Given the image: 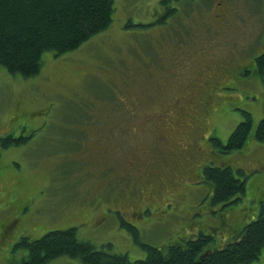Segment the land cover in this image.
<instances>
[{"label": "rangeland", "instance_id": "obj_1", "mask_svg": "<svg viewBox=\"0 0 264 264\" xmlns=\"http://www.w3.org/2000/svg\"><path fill=\"white\" fill-rule=\"evenodd\" d=\"M161 1L115 0L107 32L73 56L46 54L37 77L0 67V139L28 138L21 146H0V264L27 256L26 250L13 252L22 236L38 239L70 228L97 249L111 244V253L131 260L147 257L145 245L163 248L200 234L212 237L208 250L222 249L264 210V144L256 139L264 119V82L256 72L264 52V0H168L166 7L180 14L165 25ZM223 73L232 79L219 88L215 80L203 85L204 75ZM174 110L198 128L194 139L200 124L224 145L245 113L251 115L244 148L213 161L243 170L241 201L213 204L203 174L184 178L179 198L176 183L172 193L166 187L130 193L136 178L129 181L125 171L151 138L131 135L148 117L137 113L172 116ZM157 190L166 194L164 201L154 200ZM49 264L85 263L62 257ZM253 264H264V254Z\"/></svg>", "mask_w": 264, "mask_h": 264}, {"label": "trees", "instance_id": "obj_2", "mask_svg": "<svg viewBox=\"0 0 264 264\" xmlns=\"http://www.w3.org/2000/svg\"><path fill=\"white\" fill-rule=\"evenodd\" d=\"M167 1L162 0L159 6L161 13L164 9L160 16L163 25L180 14L176 7L168 9ZM114 13L115 0H0V67L24 79L37 77L46 54L59 58L75 55L92 38L111 28ZM256 72L264 82V52L256 58ZM245 115L246 119L225 145L217 140L216 146L223 148L224 153L240 151L247 143L253 120L250 114ZM256 139L264 144V119L257 125ZM27 141V137L11 135L0 139V146L7 149ZM241 175L243 170H235L228 164L213 165L203 171L204 179L213 188V204L226 207L242 200L247 189L246 181L239 178ZM130 193L138 197L136 192ZM212 241L211 236L200 234L163 248L145 245L147 257L131 260L127 254L111 253V244L97 249L79 239L76 229L70 228L49 231L38 239L22 236L13 252L26 250L28 254L21 262L10 264H49L62 257L85 264H253L264 254V210L222 249L208 250Z\"/></svg>", "mask_w": 264, "mask_h": 264}, {"label": "flooded vegetation", "instance_id": "obj_3", "mask_svg": "<svg viewBox=\"0 0 264 264\" xmlns=\"http://www.w3.org/2000/svg\"><path fill=\"white\" fill-rule=\"evenodd\" d=\"M204 76L206 77H203V85L207 83L209 86V84L213 83L215 80V88H219L222 85L220 82L232 79L231 75L228 73H223L220 77ZM207 89L209 88L207 87L206 90ZM210 97L207 96L204 100L206 102L207 111L210 110ZM174 111H176V114L174 113L172 116L168 114L163 116L162 114L164 113L160 111H157L158 113H150V111L137 113L141 116L147 114L148 117L145 118L144 122L135 124L136 129H131V135L133 136L132 132L137 136L139 133H145L151 137L150 142L142 150L141 156L138 158L135 165L128 169V171H125L126 175L129 176V181L135 176L136 181L132 188L136 190L137 194L148 189L155 190L161 188L163 191L165 187L169 189L168 192L170 193V187H172L173 183H176V186L172 188L178 191L175 195L179 198V195L183 192L184 178L198 180L202 177V172L206 168L212 167L213 165L224 167V163H214L218 162L219 157L217 154L224 153L223 148H218L216 146V142L219 138L213 134L211 135V132H208L205 128L202 130L199 124V134L197 138L194 139L195 131H197L198 128L193 126L190 122H185L187 119L180 118L182 114L180 110ZM212 113L213 111H210V115ZM187 129L191 130L193 135L192 138L188 137ZM119 131L121 130L119 129ZM161 131H165L164 134H162ZM122 135L125 134L122 132ZM202 139L206 140V144ZM142 160H144V162H142ZM144 175H146V179L139 187ZM173 175H175L174 181H172ZM169 181L170 184L167 183ZM166 184L169 185L166 186ZM162 191L157 190L153 192L155 201L160 197L164 201L166 194L162 193ZM170 195L172 196V194ZM132 208L134 215L137 216L138 214V217H141L140 212L142 213L143 209H138L136 205L132 206Z\"/></svg>", "mask_w": 264, "mask_h": 264}]
</instances>
